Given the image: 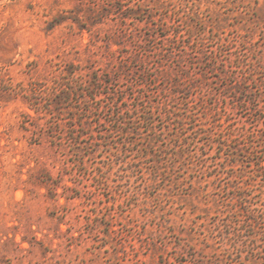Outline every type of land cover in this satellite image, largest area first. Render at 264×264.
<instances>
[{"label":"rangeland","instance_id":"obj_1","mask_svg":"<svg viewBox=\"0 0 264 264\" xmlns=\"http://www.w3.org/2000/svg\"><path fill=\"white\" fill-rule=\"evenodd\" d=\"M0 264H264V0H0Z\"/></svg>","mask_w":264,"mask_h":264},{"label":"trees","instance_id":"obj_2","mask_svg":"<svg viewBox=\"0 0 264 264\" xmlns=\"http://www.w3.org/2000/svg\"><path fill=\"white\" fill-rule=\"evenodd\" d=\"M72 91L69 92H65L61 97L58 98V100L54 103V106L56 105H62L64 103V101H68L71 100L70 99V93ZM74 92H76V94L79 96L80 94H82V91H79L77 89H74ZM81 101V99L79 100V102Z\"/></svg>","mask_w":264,"mask_h":264}]
</instances>
